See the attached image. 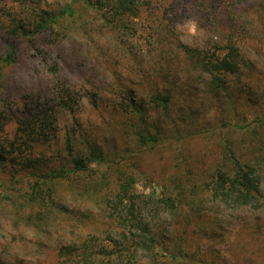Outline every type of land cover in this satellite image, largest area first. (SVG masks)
<instances>
[{"label":"trees","instance_id":"obj_1","mask_svg":"<svg viewBox=\"0 0 264 264\" xmlns=\"http://www.w3.org/2000/svg\"><path fill=\"white\" fill-rule=\"evenodd\" d=\"M73 36L113 79L92 64L83 95L57 86L59 107L87 100L60 139L10 70ZM5 218L39 264H264V0H0Z\"/></svg>","mask_w":264,"mask_h":264},{"label":"rangeland","instance_id":"obj_2","mask_svg":"<svg viewBox=\"0 0 264 264\" xmlns=\"http://www.w3.org/2000/svg\"><path fill=\"white\" fill-rule=\"evenodd\" d=\"M178 30L184 43L193 46H205L206 32L199 29L195 21L185 20L179 24ZM87 51H90L89 45L73 36L64 39L62 43L45 46L37 54L27 55L10 70L9 87L11 89L19 92L22 96L27 95L28 99H39L42 105L55 108L53 113L57 118L56 129L60 139H64L68 131L73 136L74 134L79 135L86 127L87 100L85 98L84 102L82 101L79 106L81 110H77L78 112L75 113L59 107L57 86L62 84L64 87L80 89L78 91L83 95L84 88L91 84L88 83L86 76L88 72H91L92 64L93 66L96 65L93 70L94 74H97V82L94 83L96 86H107L113 79L112 75L99 65L97 57L89 58L86 56ZM71 52H75L81 58L79 66L73 58H70ZM84 56L87 59L86 70L83 71L85 73L81 74L79 68L85 62ZM81 68H84V65ZM121 81L122 84H125L127 80L122 79ZM226 213L225 211L224 215ZM255 213L252 209L245 208L234 212L230 217L255 215ZM15 232L16 228L8 219L5 218L0 221V254L12 264H39L38 261L35 263V258L31 253L22 249L20 243L12 241ZM7 243L9 244L8 251L2 253L1 247Z\"/></svg>","mask_w":264,"mask_h":264}]
</instances>
